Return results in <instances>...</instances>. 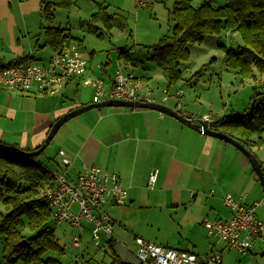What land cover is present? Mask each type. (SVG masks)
Here are the masks:
<instances>
[{
    "label": "rangeland",
    "instance_id": "rangeland-1",
    "mask_svg": "<svg viewBox=\"0 0 264 264\" xmlns=\"http://www.w3.org/2000/svg\"><path fill=\"white\" fill-rule=\"evenodd\" d=\"M199 1L201 0H194L193 4L196 5ZM174 2L175 0H147V5L140 7L137 5V0H75L74 5L69 9L54 8L52 10L55 18L53 24L65 29V32L74 38V42L79 45V51L92 65L102 66L94 69L95 77L109 78L103 69H106L110 77L114 76L121 61L118 60V54L125 50L134 65L132 70L137 79L147 77L141 80L147 85L146 90L149 89L153 97L167 95L168 101L165 103L167 106H172L176 90L182 92V96L178 99L182 104L181 112L197 115V117L208 114L216 120L225 115L240 116L244 112L249 114L254 106L262 105L264 74L254 69L252 76L243 78L237 70L228 69L224 64V50L231 48L237 51L243 45L238 33L208 35L202 42L189 44L190 56L181 66V78L171 85L167 83L160 69L150 58L153 55L152 47L163 37L167 38L168 43L173 42L175 22L170 12ZM99 3L107 6L110 12L123 15L126 18L127 27L124 30L116 27L108 30L101 24H97L100 35L89 33L81 27V21L89 20L97 11ZM219 3L223 4L224 0H220ZM9 7L12 9L11 14L3 9L0 11V25L10 26L9 30L1 33L3 40L0 41V57L8 61L17 55L22 56L32 51L37 61H45L52 51L45 45L46 30L44 28L47 22L42 16L41 0H10ZM15 25H17L16 28H14ZM11 28L13 31L10 30ZM12 34L18 35L17 42L12 38ZM12 41L23 51L16 52L12 47ZM123 73H127L126 68L123 69ZM164 89H168L169 92L163 93ZM255 91L258 92L257 95ZM104 109L110 108H100L102 113ZM100 110L91 109L87 113L93 114L97 120ZM164 118L173 117L165 115ZM61 132L62 130L38 155V159L54 171L62 167L56 145ZM252 139L256 140V137ZM227 146L234 150L236 156L240 154L234 146L230 144ZM252 151L264 169V145L253 147ZM227 156L228 154L225 153V158ZM234 162V156L230 161H225L228 165ZM239 165L238 162L237 166ZM248 169L256 177L251 164L248 165ZM237 173L240 178L241 173ZM208 177L210 176L206 175L202 180L201 189L197 191L199 199H196V202L190 199L183 205L175 206L170 201L172 190L158 187L155 183L153 188L144 186L133 192L128 190L129 195L132 193L134 197L127 199L124 205L105 206L114 220L112 248L103 243L96 246L91 239V224L82 222L85 231H81L80 248L73 249L71 239L78 231L66 222L55 225V236L65 252L63 255L50 254L60 259L62 264H118L113 262L116 256L124 263H132L133 253L137 249L135 238L139 237L166 247L184 250L194 247L197 252L205 251L209 243L215 242L219 249L225 248L223 259L225 264H263L264 259L261 253L242 255L234 248L227 249L225 243L217 238L207 237L202 220L204 218L213 220L217 212H227L220 203L218 209H215V206L212 209L209 203L204 205L205 200L212 198L210 191H215L217 188ZM256 182L255 189L259 190L261 199L264 200L263 188L258 179ZM194 183L192 178L185 177L179 184L182 189L181 194L188 197L190 192H194ZM226 193L239 196L249 191L228 190ZM257 214L260 218L264 217V204L257 208ZM228 250L230 252H227ZM77 258L79 263L76 262Z\"/></svg>",
    "mask_w": 264,
    "mask_h": 264
},
{
    "label": "crops",
    "instance_id": "crops-1",
    "mask_svg": "<svg viewBox=\"0 0 264 264\" xmlns=\"http://www.w3.org/2000/svg\"><path fill=\"white\" fill-rule=\"evenodd\" d=\"M9 6L10 0H0V11L3 9L11 14L12 9ZM9 27L7 24L0 25V41L3 40L1 33L4 30H9ZM10 30L13 31V28ZM18 31L20 30L18 29ZM12 38L17 42L19 37L12 34ZM12 47L16 52L23 51L13 41ZM33 53L31 51L22 56L20 54L8 61H5L4 57H0V63L5 64L27 55L32 56L33 61H37ZM52 53L53 51L45 61L37 62H47ZM119 64H122L127 72L133 73L132 61L128 64L120 61ZM101 67L98 65L95 67L88 61L86 75L95 77L94 69ZM103 70L109 77L105 80H110L113 76L110 77L106 73V69ZM140 79H147V77H140ZM92 96L93 89L82 86L79 79H72L64 83L55 96L41 93L37 89L29 92L0 89V142L34 150L43 143L55 120L72 109L93 104ZM161 97L154 98L160 102ZM173 98L175 101L172 106H168L170 108L175 107L179 102V98L174 95ZM165 105L167 106L166 103ZM105 107L110 109H104L103 113L100 110L103 107L93 108L100 110L99 119L96 120L93 114L85 111L67 120L56 132L57 134L62 130L56 145L58 153L63 150L71 158L72 163L68 171L72 176L81 172L85 166L98 165L109 172L117 173L127 191L133 192L148 186L149 176L154 170H158L155 183L158 187L170 188L172 190L170 201L175 206H179L183 205L186 200L192 199L196 202V199H199L197 191L201 189L203 178L208 175L210 176L208 179L217 188L215 191H210L212 198L205 200L204 205L209 203L212 209L213 206L218 209L220 203L227 210V212H217L214 219L227 220L230 217L229 209L223 204V196L228 190L249 191L244 194L248 204L262 202L256 207L258 216L257 208L264 204L261 193L257 188L255 189L258 177L255 174L256 178L252 172H249L250 162L247 156L236 147L240 153L238 156L232 148L227 146L229 143L198 132L175 118L165 119V114L160 115L154 110ZM181 109L182 104L180 103ZM56 134L51 142L54 141ZM217 152L218 156H216ZM225 153L228 154L227 158H225ZM232 156L235 157V162L230 165L225 163L226 160L230 161ZM238 162L239 166H237ZM260 164L262 166L261 162ZM237 172L241 173L240 178ZM185 177L195 181L193 184L195 191L190 192L188 197L181 194L182 189L179 186ZM129 191L128 200L134 197L132 193L129 195ZM225 246L230 249L228 245L225 244ZM211 249L220 251L222 262L225 264L223 260L225 248L219 249L217 244L212 242L209 243L208 249L205 251ZM185 250L199 253L195 251L194 247ZM253 252L261 253L264 259V245L261 242H256L242 255H252Z\"/></svg>",
    "mask_w": 264,
    "mask_h": 264
},
{
    "label": "trees",
    "instance_id": "trees-1",
    "mask_svg": "<svg viewBox=\"0 0 264 264\" xmlns=\"http://www.w3.org/2000/svg\"><path fill=\"white\" fill-rule=\"evenodd\" d=\"M193 1L175 0L170 12L175 22L173 42L168 43L163 37L152 47L150 59L167 83L171 85L181 78V66L190 56L189 44L202 42L208 35L223 33H238L243 43L237 51L224 50L226 68L237 70L243 78L252 76L254 69L264 74V0H224L223 4L220 0H201L196 5ZM74 3L75 0H41L42 16L47 22L45 45L53 52L74 43V38L65 29L54 26L52 10L69 9ZM97 6L91 18L80 23L87 32L100 35L97 24L108 30L127 27L123 15L110 12L101 3ZM125 52H119L118 60L128 64L131 59ZM33 60L27 55L0 63V69ZM212 127L238 140L252 152L253 147L264 145V103L254 106L249 114L225 115L213 120ZM54 181V170L41 162L38 155L28 157L0 146V264H62L50 254L63 255L65 251L54 233L56 223L52 210L41 194L43 186ZM107 245L112 248L113 240ZM113 262L126 264L118 256Z\"/></svg>",
    "mask_w": 264,
    "mask_h": 264
},
{
    "label": "built area",
    "instance_id": "built-area-1",
    "mask_svg": "<svg viewBox=\"0 0 264 264\" xmlns=\"http://www.w3.org/2000/svg\"><path fill=\"white\" fill-rule=\"evenodd\" d=\"M137 5L144 7L147 0H137ZM87 68V58L79 51L78 44L71 43L53 52L45 63L28 61L0 69V89L23 92L37 89L41 93L55 96L64 83L79 79L82 86L93 89V103L121 99L165 105L167 95L157 102L151 91L146 90L147 85L143 80L137 79L132 72L123 73L122 64L107 81L86 75ZM168 92V89L164 90L165 94ZM174 96L180 98L182 92L177 90ZM171 109L185 119L204 122L207 127L213 128V119L208 114L197 117L181 112L179 102ZM158 114L163 115L162 112ZM58 155L62 168L54 171L55 181L43 186L41 190L52 210L54 222L56 225L66 222L78 231L71 239L73 249L80 248L81 231H85L82 222L91 224V239L96 246L108 244L113 240L114 220L105 206L124 205L128 196L120 176L98 165L85 166L81 172L72 176L68 171L71 158L63 150ZM157 174L158 170H154L149 176V188H153ZM245 197L226 193L223 204L229 209V219L204 218L202 221L207 236L217 238L241 253L247 252L256 242L264 245V218L256 215V207L262 202L248 204ZM135 244L137 249L132 256L133 262L126 264H223L220 253L215 249L196 253L162 246L139 237L135 238ZM76 262H80L79 258Z\"/></svg>",
    "mask_w": 264,
    "mask_h": 264
},
{
    "label": "water",
    "instance_id": "water-1",
    "mask_svg": "<svg viewBox=\"0 0 264 264\" xmlns=\"http://www.w3.org/2000/svg\"><path fill=\"white\" fill-rule=\"evenodd\" d=\"M104 106H114V107H126V108H139V109H149L154 110L157 112H162L165 115H168L170 117H173L177 119L179 122H182L189 126L190 128L197 130L198 132H201L205 135H209L215 138H218L220 140H223L234 147H236L239 151H241L245 156H247L252 169L254 170L255 174L257 175L259 182L263 188L264 192V171L263 168L259 162V160L256 158V156L247 149L241 142L238 140L232 138L228 134H226L223 131L214 130L213 128L207 127V125L204 122H195L188 119L183 118L181 115L176 113L174 110H172L170 107L164 105V104H157V103H141V102H132V101H124V100H109V101H103L100 103H93L82 107H77L75 109L70 110L62 117L55 120V122L52 124L47 136L45 137L43 143L34 150H23L18 147H11L7 145L0 144V146H4L6 148L12 149L15 152H18L24 156H35L41 154L46 147L51 142L53 136L56 134L57 130L61 127L62 124H64L67 120L70 118L77 116L85 111H88L93 108L97 107H104Z\"/></svg>",
    "mask_w": 264,
    "mask_h": 264
},
{
    "label": "bare ground",
    "instance_id": "bare-ground-1",
    "mask_svg": "<svg viewBox=\"0 0 264 264\" xmlns=\"http://www.w3.org/2000/svg\"><path fill=\"white\" fill-rule=\"evenodd\" d=\"M112 100H121V99H112ZM106 101H109V100H106ZM100 103V102H99ZM142 103V102H141Z\"/></svg>",
    "mask_w": 264,
    "mask_h": 264
}]
</instances>
